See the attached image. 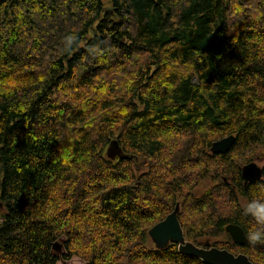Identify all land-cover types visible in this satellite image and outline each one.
Wrapping results in <instances>:
<instances>
[{
    "label": "trees",
    "instance_id": "16d2710c",
    "mask_svg": "<svg viewBox=\"0 0 264 264\" xmlns=\"http://www.w3.org/2000/svg\"><path fill=\"white\" fill-rule=\"evenodd\" d=\"M109 2L0 0V264H206L149 246L176 203L187 241L264 264L224 230L260 227L264 0Z\"/></svg>",
    "mask_w": 264,
    "mask_h": 264
},
{
    "label": "water",
    "instance_id": "95a60500",
    "mask_svg": "<svg viewBox=\"0 0 264 264\" xmlns=\"http://www.w3.org/2000/svg\"><path fill=\"white\" fill-rule=\"evenodd\" d=\"M234 135H228L212 142L210 147L211 153H226L234 144ZM116 140H112L106 150V154L114 159L115 156L120 155V147L117 145ZM262 167L257 165L256 162H248L241 167V179L243 181V187H246L249 183H255L262 178ZM224 179V178H223ZM224 181H226L224 179ZM179 204L176 203L173 206V210L168 213L164 219L151 226L146 234L152 241L155 249H164L170 244L175 242L178 246L180 254L193 255L206 264H254L244 253H231L226 249H220L214 246H210L209 241L204 243L205 247L197 246L192 242L187 241L183 234L182 227L178 220ZM224 230L228 233L233 243L237 245H245L247 238L244 230L239 225L227 224ZM61 243L56 241L53 243V249L61 248Z\"/></svg>",
    "mask_w": 264,
    "mask_h": 264
},
{
    "label": "clouds",
    "instance_id": "9594fccd",
    "mask_svg": "<svg viewBox=\"0 0 264 264\" xmlns=\"http://www.w3.org/2000/svg\"><path fill=\"white\" fill-rule=\"evenodd\" d=\"M74 35L65 37V47L69 48L75 41ZM243 212L245 215L251 216L256 222V225L260 227H254L247 233V240L251 244L264 241V200L252 199L244 206Z\"/></svg>",
    "mask_w": 264,
    "mask_h": 264
},
{
    "label": "rangeland",
    "instance_id": "374dc122",
    "mask_svg": "<svg viewBox=\"0 0 264 264\" xmlns=\"http://www.w3.org/2000/svg\"><path fill=\"white\" fill-rule=\"evenodd\" d=\"M102 3H103L102 6H105V7H109L110 6L109 5L110 4L109 0H102ZM255 162L257 163V165H260L262 167L263 164H264V158L255 160ZM211 183H212L211 180L206 179L205 182H203L201 184V186L197 187L196 193L201 192L202 189L204 190V188L207 187V186H209V185H211ZM62 241H64V237H61L59 239V243H61ZM149 241H150V244H151L149 246H153L152 241L151 240H149ZM62 249L63 248L61 247L59 249H53V250L51 249V251H52V254L57 255V256H60L63 253V250ZM56 263L57 264H85V262H83L82 259H80V258L78 259V257H73V258H71L68 261L59 260Z\"/></svg>",
    "mask_w": 264,
    "mask_h": 264
}]
</instances>
